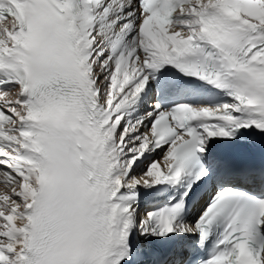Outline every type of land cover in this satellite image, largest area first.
Here are the masks:
<instances>
[{"label":"snow or ice","instance_id":"6c2138e0","mask_svg":"<svg viewBox=\"0 0 264 264\" xmlns=\"http://www.w3.org/2000/svg\"><path fill=\"white\" fill-rule=\"evenodd\" d=\"M0 264H264V0H0Z\"/></svg>","mask_w":264,"mask_h":264}]
</instances>
